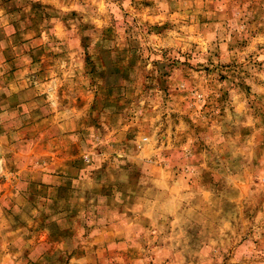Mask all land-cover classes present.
I'll use <instances>...</instances> for the list:
<instances>
[{"label":"rangeland","instance_id":"rangeland-1","mask_svg":"<svg viewBox=\"0 0 264 264\" xmlns=\"http://www.w3.org/2000/svg\"><path fill=\"white\" fill-rule=\"evenodd\" d=\"M0 264H264V0H0Z\"/></svg>","mask_w":264,"mask_h":264}]
</instances>
